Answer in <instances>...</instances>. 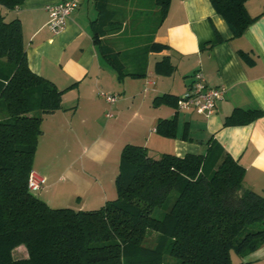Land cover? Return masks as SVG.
Returning a JSON list of instances; mask_svg holds the SVG:
<instances>
[{"label":"trees","instance_id":"trees-1","mask_svg":"<svg viewBox=\"0 0 264 264\" xmlns=\"http://www.w3.org/2000/svg\"><path fill=\"white\" fill-rule=\"evenodd\" d=\"M170 1L93 0L91 39L117 82L145 78L149 55L168 50L154 35ZM209 1L232 38L256 19L245 9L248 0ZM22 4L0 0L8 10ZM153 71L169 77L175 68L163 57ZM65 91L29 70L20 22L0 15V264H233L231 253L244 258L264 244V197L243 188L244 169L211 140L203 155L154 159L144 147L125 145L116 198L97 210L53 209L33 196L27 181L41 122L61 109ZM176 103L168 95L152 101L175 109ZM261 116L234 110L223 125H246ZM154 132L175 139L176 114L158 120ZM187 135L184 126L180 137ZM19 247L27 258L13 257Z\"/></svg>","mask_w":264,"mask_h":264},{"label":"crops","instance_id":"crops-1","mask_svg":"<svg viewBox=\"0 0 264 264\" xmlns=\"http://www.w3.org/2000/svg\"><path fill=\"white\" fill-rule=\"evenodd\" d=\"M59 1L23 0L13 10L0 5L5 22H20L29 70L66 90L61 109L41 122L32 172L44 184L32 194L53 209L97 210L116 198L114 181L125 145L144 147L154 159L162 154L203 155L211 140L244 169L243 188L264 197V0L245 3L248 15L256 19L238 38L231 37L209 0H171L154 35V42L168 50L149 55L145 78L121 83L93 45V0H85L65 28L52 34L45 6ZM163 57L175 68L169 77L153 71ZM194 72H200L209 87L224 89L211 116L152 105L163 95L178 99ZM102 95H112L115 101L108 103ZM234 110H258L262 116L246 125L224 126ZM175 114L177 137L158 136L156 122ZM184 126L187 139L180 137ZM153 152L156 155H150ZM233 264H264V244Z\"/></svg>","mask_w":264,"mask_h":264},{"label":"built area","instance_id":"built-area-1","mask_svg":"<svg viewBox=\"0 0 264 264\" xmlns=\"http://www.w3.org/2000/svg\"><path fill=\"white\" fill-rule=\"evenodd\" d=\"M85 0H61L54 4L45 6L48 16L47 28L52 34L61 32L66 25L68 17ZM224 89L221 87L212 88L206 84L203 75L200 72L192 74L191 84L187 87L183 95L177 99V111L191 110L204 117L211 116L214 113L215 105L222 100ZM108 103H113L115 97L112 95H102ZM109 116V115H107ZM44 184V179L31 172L27 181L28 191L35 193L39 191Z\"/></svg>","mask_w":264,"mask_h":264},{"label":"rangeland","instance_id":"rangeland-1","mask_svg":"<svg viewBox=\"0 0 264 264\" xmlns=\"http://www.w3.org/2000/svg\"><path fill=\"white\" fill-rule=\"evenodd\" d=\"M152 61V60H151ZM127 106H129V104H126ZM0 120H1V117H0ZM150 155H156L154 152L153 153H151ZM158 157V156H157ZM35 195L37 194V192H35L34 193ZM33 194V196H35ZM36 197V196H35ZM154 234H151V235H149L148 236V238H147V240H146V244L147 245H149V246H151L152 244H153V239H154ZM13 257L15 258V259H25V258H27V256H26V252H25V250H24V247H19V248H17V249H15L14 251H13ZM231 260H232V262H235L237 259H238V257L234 254V253H231Z\"/></svg>","mask_w":264,"mask_h":264}]
</instances>
